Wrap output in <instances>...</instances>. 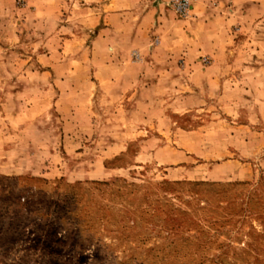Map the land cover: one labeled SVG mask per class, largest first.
I'll use <instances>...</instances> for the list:
<instances>
[{
  "label": "rangeland",
  "instance_id": "rangeland-1",
  "mask_svg": "<svg viewBox=\"0 0 264 264\" xmlns=\"http://www.w3.org/2000/svg\"><path fill=\"white\" fill-rule=\"evenodd\" d=\"M0 0V264H264V0Z\"/></svg>",
  "mask_w": 264,
  "mask_h": 264
},
{
  "label": "built area",
  "instance_id": "built-area-1",
  "mask_svg": "<svg viewBox=\"0 0 264 264\" xmlns=\"http://www.w3.org/2000/svg\"><path fill=\"white\" fill-rule=\"evenodd\" d=\"M188 6V0L177 1V9L181 14H185L188 11Z\"/></svg>",
  "mask_w": 264,
  "mask_h": 264
},
{
  "label": "crops",
  "instance_id": "crops-1",
  "mask_svg": "<svg viewBox=\"0 0 264 264\" xmlns=\"http://www.w3.org/2000/svg\"><path fill=\"white\" fill-rule=\"evenodd\" d=\"M158 1H160V2H161V0H158Z\"/></svg>",
  "mask_w": 264,
  "mask_h": 264
}]
</instances>
